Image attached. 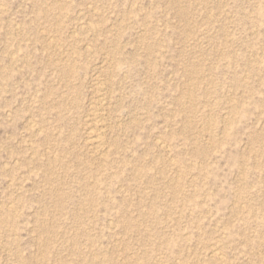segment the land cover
Segmentation results:
<instances>
[{"label": "rangeland", "instance_id": "rangeland-1", "mask_svg": "<svg viewBox=\"0 0 264 264\" xmlns=\"http://www.w3.org/2000/svg\"><path fill=\"white\" fill-rule=\"evenodd\" d=\"M0 264H264V0H0Z\"/></svg>", "mask_w": 264, "mask_h": 264}, {"label": "bare ground", "instance_id": "bare-ground-1", "mask_svg": "<svg viewBox=\"0 0 264 264\" xmlns=\"http://www.w3.org/2000/svg\"><path fill=\"white\" fill-rule=\"evenodd\" d=\"M105 101V100H104ZM103 104V103H102ZM103 115V114H101ZM99 118V117H98ZM97 118V119H98ZM103 117H100V119L96 120V123H97V127H96V130H94L95 132L91 135V137H88V142H91V144L93 146H95V148L98 150V152L101 154V155H105L107 153V150L105 148V142H104V139H103V136L105 135L104 134V128H101L102 126H99L98 124L101 125V121H103ZM103 123V122H102ZM106 126V125H105ZM105 137V136H104ZM218 249H215L213 250V254L215 255L216 252ZM219 255V254H217ZM221 258V257H220Z\"/></svg>", "mask_w": 264, "mask_h": 264}]
</instances>
